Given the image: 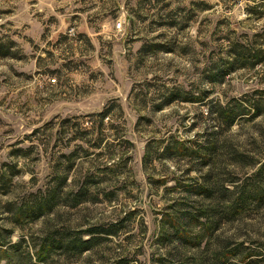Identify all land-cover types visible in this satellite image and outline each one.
<instances>
[{"label":"rangeland","instance_id":"374dc122","mask_svg":"<svg viewBox=\"0 0 264 264\" xmlns=\"http://www.w3.org/2000/svg\"><path fill=\"white\" fill-rule=\"evenodd\" d=\"M221 262L264 264V0H0V264Z\"/></svg>","mask_w":264,"mask_h":264},{"label":"trees","instance_id":"16d2710c","mask_svg":"<svg viewBox=\"0 0 264 264\" xmlns=\"http://www.w3.org/2000/svg\"><path fill=\"white\" fill-rule=\"evenodd\" d=\"M174 100H185V101H188V100H191V99H189L187 97H183L181 94H177L176 93V95L173 98H171L169 103L173 102ZM235 109H236V107L220 109L221 113H220L219 116L221 117L223 122H225L228 126H231V125L234 124L235 119H236V117L238 115V113L235 111ZM202 189H204V191H208L207 188H202ZM243 206H244L243 203H238L237 202V203H235V205L231 204V209H232L233 212L238 213V212H241L243 210V208H244ZM48 208H49V206H48ZM103 232L104 233H108L109 231L108 230H104ZM58 246H60V245H58ZM70 248H72V250L85 251V250H88V249L91 248V241L84 242L81 239H75V240L71 241ZM221 264H223V262H221Z\"/></svg>","mask_w":264,"mask_h":264},{"label":"built area","instance_id":"2783aa9c","mask_svg":"<svg viewBox=\"0 0 264 264\" xmlns=\"http://www.w3.org/2000/svg\"><path fill=\"white\" fill-rule=\"evenodd\" d=\"M116 27H117L118 29H121V27H122V22H118L117 25H116ZM53 80H55V79H53Z\"/></svg>","mask_w":264,"mask_h":264}]
</instances>
